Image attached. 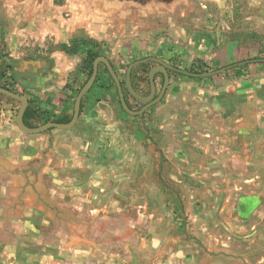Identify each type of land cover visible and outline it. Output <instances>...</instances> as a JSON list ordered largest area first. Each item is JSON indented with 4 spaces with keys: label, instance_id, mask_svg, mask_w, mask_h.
<instances>
[{
    "label": "rangeland",
    "instance_id": "374dc122",
    "mask_svg": "<svg viewBox=\"0 0 264 264\" xmlns=\"http://www.w3.org/2000/svg\"><path fill=\"white\" fill-rule=\"evenodd\" d=\"M90 54L123 85L152 56L190 72L264 58V0H0V85L35 125L73 114ZM152 66L132 72L142 96ZM239 67L171 72L131 116L102 65L77 125L38 135L0 97V264H264V63Z\"/></svg>",
    "mask_w": 264,
    "mask_h": 264
},
{
    "label": "water",
    "instance_id": "95a60500",
    "mask_svg": "<svg viewBox=\"0 0 264 264\" xmlns=\"http://www.w3.org/2000/svg\"><path fill=\"white\" fill-rule=\"evenodd\" d=\"M150 62H158L160 65L152 68L150 73H149V82H150V86H151L150 94L148 96H142L133 87L132 72H133L134 68H136L137 66L142 65V64H146V63H150ZM259 63H264V58H254V59L243 60L241 62L230 64L228 66L222 67L220 69H217V70L211 71V72H190L188 70H183L181 68L170 65V64L166 63L165 61H163L162 59H160L158 57H154V56L137 60V61L131 63L127 69L125 86L127 88V92L133 98H135L137 101H139L141 103H145L146 105L144 107H142L140 110H133L130 108V106L126 100V92L124 90V85L122 84V82L118 76V73L114 67L113 62L105 56H99L95 59V61L93 63V73H92L91 77L85 83V85L82 87V89L80 90V92H79V94L75 100L72 120L66 124L57 123V122H48V123L43 124L41 126L31 128V127L27 126L24 122L25 112L30 105L29 97L25 94L12 91V90L7 89L3 86H0V97L5 99V100L14 101V102L19 104V110H18L17 117H16V125H17V128L19 129L20 132H22L26 135H38V134L48 132L54 128L64 130V131H68V130L73 129L77 125V123L80 119L81 113H82V105L84 102V98L89 93V91L92 89V87L94 86V84L97 80L99 71H100V66L102 64L106 66L108 72L110 73L112 79L114 80V82L116 84L123 110L131 116H143L148 109H150L151 107H153L154 105L159 103L162 100V98L164 97V94L166 92V88H167L168 84L170 83L169 70L176 72V73L183 74L185 76L194 77V78H210V77L220 75V74H222V73H224V72H226L232 68H236V67L247 65V64H259ZM158 73H163L164 78H165V82H164V86H163L162 91L160 92V94L157 97H155V94L157 92L156 75Z\"/></svg>",
    "mask_w": 264,
    "mask_h": 264
},
{
    "label": "trees",
    "instance_id": "16d2710c",
    "mask_svg": "<svg viewBox=\"0 0 264 264\" xmlns=\"http://www.w3.org/2000/svg\"><path fill=\"white\" fill-rule=\"evenodd\" d=\"M100 55L99 54H90L89 55V60L87 62H85L87 65H88V74H87V79H86V82L89 80V78L91 77L92 73H93V63L95 61V59L97 57H99ZM102 66V65H101ZM101 66H100V69H101ZM105 67V70L106 72L109 74V76L111 77L110 73L108 72L106 66L104 65ZM115 67V65H114ZM238 69H241L242 67H237ZM116 69V67H115ZM200 71H203L205 72V70L201 69ZM99 75H100V71H99V74H98V77H97V80L96 82L98 81L99 79ZM112 78V77H111ZM113 80V79H112ZM114 81V80H113ZM85 82V83H86ZM95 82V83H96ZM85 85V84H84ZM83 85V86H84ZM0 86H3L7 89H10L12 91H15L14 89L10 88V87H7L5 85H0ZM82 89V88H81ZM16 92V91H15ZM127 100V98H126ZM130 106V105H129ZM83 105H82V112H83ZM72 117H73V114H63L62 116H59L57 118H54V119H51V120H48L47 122H57V123H63V124H66V123H69L71 120H72ZM40 118V115H39V112L30 104L29 107L27 108L26 112H25V115H24V122L27 126L33 128L35 127V125L33 124L35 121H38V119ZM45 122V123H47Z\"/></svg>",
    "mask_w": 264,
    "mask_h": 264
},
{
    "label": "flooded vegetation",
    "instance_id": "af4514ba",
    "mask_svg": "<svg viewBox=\"0 0 264 264\" xmlns=\"http://www.w3.org/2000/svg\"><path fill=\"white\" fill-rule=\"evenodd\" d=\"M153 66H152V68H154L155 66H158V65H160L158 62H150ZM146 64H148V63H146ZM103 65V64H102ZM104 66V65H103ZM140 66V65H139ZM176 67V66H175ZM171 72H173V71H170L169 70V75H170V73ZM162 76V78L164 79V82H165V78H164V75H163V73H158L157 75H156V80H157V78H158V76ZM145 81H147L148 82V84H149V87H150V91H151V86H150V82H149V79L148 80H145ZM163 86H164V84H163ZM133 87H134V89H135V86H134V84H133ZM156 87H157V85H156ZM126 88V86L124 85V90H125V92H126V94H129L128 92H127V88ZM136 90V89H135ZM162 90H158V88H157V92H156V94H155V97H157L159 94H160V92H161ZM149 94H150V92H149ZM148 94V95H149ZM130 95V94H129ZM141 95V94H140ZM147 95V96H148ZM131 96V95H130ZM132 97V96H131ZM133 98V97H132ZM134 100H136L135 98H133ZM127 102H128V100H127ZM128 104H129V102H128ZM130 105V104H129ZM146 104L145 103H142V107H144ZM130 108H131V106H130ZM132 109V108H131Z\"/></svg>",
    "mask_w": 264,
    "mask_h": 264
},
{
    "label": "crops",
    "instance_id": "0c3cea01",
    "mask_svg": "<svg viewBox=\"0 0 264 264\" xmlns=\"http://www.w3.org/2000/svg\"><path fill=\"white\" fill-rule=\"evenodd\" d=\"M30 101V100H29ZM39 120V119H38ZM37 121H35L33 124L35 125V123H36ZM44 124H46V123H44ZM43 125V124H42ZM39 126H41V124H39ZM35 127H38L37 125H35ZM52 130V129H51ZM2 171V170H1ZM0 173H2V172H0Z\"/></svg>",
    "mask_w": 264,
    "mask_h": 264
}]
</instances>
